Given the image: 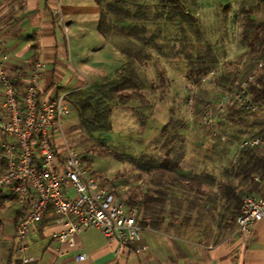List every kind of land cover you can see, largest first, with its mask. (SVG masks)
I'll return each instance as SVG.
<instances>
[{
	"label": "rangeland",
	"instance_id": "rangeland-1",
	"mask_svg": "<svg viewBox=\"0 0 264 264\" xmlns=\"http://www.w3.org/2000/svg\"><path fill=\"white\" fill-rule=\"evenodd\" d=\"M111 2H99L98 23L101 22L106 39L98 33L100 40L88 62L86 85L105 77L125 63L126 56L133 55L137 60L134 81L139 82L145 99L142 102L150 104V109H141L143 120L128 106L114 109L110 118L112 131L97 141L68 130L77 124V115L71 111L64 121L68 142L81 153L100 186L114 190L118 199L132 190L141 199L153 188L152 176L138 169V158L167 160L183 172L219 182L223 169L235 160L240 143L264 137V103L255 114H240L229 108L232 106L219 116L215 114L219 100L215 91H227L242 81L264 55L260 44L253 52L247 45V39L264 27V3L137 0L134 7L128 6V19L116 22L109 11ZM68 50L69 63L74 66V51ZM227 68L232 70L226 73L229 80L217 83L212 76L206 84L200 82L211 70L217 77ZM232 74H236L234 85L230 83ZM263 74L259 72L258 76ZM66 81L62 80L63 92L67 90ZM138 103L134 101V106ZM208 105L213 111L211 126L203 124V111ZM139 215L142 217L143 212ZM82 238L88 251L89 245L104 242L94 230Z\"/></svg>",
	"mask_w": 264,
	"mask_h": 264
},
{
	"label": "built area",
	"instance_id": "built-area-1",
	"mask_svg": "<svg viewBox=\"0 0 264 264\" xmlns=\"http://www.w3.org/2000/svg\"><path fill=\"white\" fill-rule=\"evenodd\" d=\"M8 61L9 55L0 52V201H15L18 208L12 249L20 264H36L28 249L30 239L38 233L65 245L58 257L73 251L76 237L89 229L100 231L116 255L126 250L135 254L147 251L148 245L139 244L141 234L154 230L139 222V208L125 205L114 190L101 187L81 153L68 142L64 121L71 114L67 97L74 91L44 100L40 86L46 65L41 61L30 63L18 89ZM263 70L264 55L232 90L215 91L219 98L215 114L219 116L228 106L240 107L247 114L261 111L249 100L248 89ZM214 73L211 70L200 82L206 84ZM212 115L211 107L206 106L204 125L211 126ZM256 146H264V140L246 139L239 148ZM48 216L53 217L50 223L45 221ZM262 219L264 197L245 195L232 236L249 234ZM88 259L86 253L75 257L78 263Z\"/></svg>",
	"mask_w": 264,
	"mask_h": 264
},
{
	"label": "crops",
	"instance_id": "crops-1",
	"mask_svg": "<svg viewBox=\"0 0 264 264\" xmlns=\"http://www.w3.org/2000/svg\"><path fill=\"white\" fill-rule=\"evenodd\" d=\"M100 14L95 0H0V52L9 55L7 67L17 88L34 61L46 65L40 86L44 100L86 88L88 62L100 40ZM68 49L74 51V66ZM63 79H67L64 92ZM212 189L216 194L217 180L215 187L204 188L205 194ZM179 201L181 210L168 205L159 227L147 226L154 231L142 232L139 244L149 249L139 254L126 250L116 255L97 229L77 236L76 248L62 257L57 252L65 245L35 234L28 254L36 258V264H264V219L249 234L232 236L241 199L236 207L228 206L219 195ZM17 211L15 201H0V264H20L12 249ZM52 220L48 216L45 221ZM93 230L104 242L89 245L88 251L82 236ZM81 253L89 259L78 263L75 257Z\"/></svg>",
	"mask_w": 264,
	"mask_h": 264
},
{
	"label": "trees",
	"instance_id": "trees-1",
	"mask_svg": "<svg viewBox=\"0 0 264 264\" xmlns=\"http://www.w3.org/2000/svg\"><path fill=\"white\" fill-rule=\"evenodd\" d=\"M111 1L108 7L116 22L128 19L127 15L130 13L128 6L134 7L137 2V0ZM259 1L264 3V0ZM95 2L100 5V0H95ZM100 26L101 22L98 23V32L106 39V35ZM259 44L264 47V27H261L253 38L247 39L248 48L252 52ZM122 54L127 55L125 52ZM126 57L125 63L113 68L112 72L105 77L68 95L67 102L70 110L77 115L76 126L68 127V130L83 133L90 141L101 140L102 137L105 138L112 131L111 114L114 109L120 106H128L130 110L138 113L140 120L144 119L141 109L148 111L150 104L142 102L145 101L144 95L141 93L139 82L134 81L136 77L134 64L137 61L135 56L128 55ZM230 71L232 70L227 68L217 77L214 76L212 80L217 83L218 81L220 83L227 81L229 78L226 73ZM260 76L257 73L254 83L248 89L249 100L257 105L264 103V74ZM235 80L236 74H232L230 83L234 85ZM239 82L232 88H227V91L232 90ZM150 84L151 89H153L154 84L152 82ZM134 101H139L138 105L134 106ZM229 108H234L240 114L246 113L240 107L232 106ZM256 137L264 140V137ZM136 161L137 167L142 173L148 177L152 176L150 185L153 188L147 190L141 199L137 198L133 190L122 194L119 199L125 205L137 206L139 211L143 212L140 223L144 226L159 227L160 218L166 213V207L169 205L172 209L181 210L179 200L186 198H199L200 196L210 198L219 195L226 200L228 206L236 207L240 199L242 200L247 194L264 197L262 194L264 191V148L262 147L241 148L235 160L228 168L223 169V179L217 182V193L215 194L212 189L208 191V195L205 194L204 188L208 187L209 190L213 188L216 183L215 178L203 179L197 174L183 172L167 160L157 162L153 159L143 161L138 158ZM122 190L128 191L124 188ZM116 197L118 198L117 195Z\"/></svg>",
	"mask_w": 264,
	"mask_h": 264
}]
</instances>
